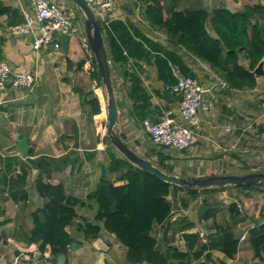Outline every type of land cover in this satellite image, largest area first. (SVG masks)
Wrapping results in <instances>:
<instances>
[{"label":"crops","instance_id":"crops-1","mask_svg":"<svg viewBox=\"0 0 264 264\" xmlns=\"http://www.w3.org/2000/svg\"><path fill=\"white\" fill-rule=\"evenodd\" d=\"M53 1L61 2L76 15L77 10L64 0ZM1 2L21 13L32 10L27 0ZM156 3L162 6V18L166 19L173 8L202 7L210 11L229 4L237 11L246 5H264V0H116L107 16L108 24L102 25V38L117 100L115 129L136 152L135 148L146 137L143 120L156 121L168 110L173 111V117L180 118V96L170 91L178 75L193 76L206 87L211 76L217 74L174 42L166 29L159 25V14L153 15L155 17H151L152 20L149 18L150 10ZM257 20L261 21L260 17ZM7 26V16L2 15L0 60L6 61L12 70L35 71L37 82L32 90H0V223L8 220L6 224L0 225L2 235L7 239L4 244L2 240L0 245V264H52V256L47 251L41 253L37 244H28L26 241V235L33 226L32 212L43 207L46 202L34 186L38 169L31 164L32 160L44 156L63 166L62 169H54L46 180L51 184L62 183L67 193L78 197H84L102 177L114 180L116 185L123 184V181L117 180L115 174H109L96 154L87 155L95 150L106 151L107 148L104 133L100 137L96 132L97 124L100 126L101 120H104L102 116L106 114L103 112V90L94 91L97 98L101 97V112L93 116L86 105H81L83 93L72 90L73 86H79L83 91H93V81L89 80L87 73L90 62L86 61L79 71L76 65L69 68L67 49L60 39L58 49L49 45L35 51L29 36L8 35ZM207 30L214 36L210 25H207ZM75 35L81 42L85 37L79 26ZM240 61L244 65L248 63L243 52L240 53ZM256 80L257 86L253 89L228 88L214 92V106L209 112H200L201 121L196 129L195 144L187 150L186 163L189 166L196 161L201 165L214 153L220 161H235L237 155L244 153V145L249 143L252 125L259 126L261 130L264 128V122L256 124L260 116L259 99L264 95V74L256 76ZM206 97L207 94H204L203 98ZM226 125H231L232 130L226 132ZM101 130L104 131L103 128ZM20 135L25 136L27 141L26 156H22L16 147ZM247 199L243 202L246 207ZM256 207L254 216L257 220L247 226L246 222L250 218L245 217L233 225L245 228L243 232L235 227L230 228L240 238L239 251L234 258L212 249L210 253L213 261L209 264H218V261L226 264H264V259L254 257L245 238L248 228L256 222H264V216H260L263 206L258 204ZM181 211L182 215L190 216L188 212L185 213L186 209L181 208ZM77 212L86 218H92L94 214L90 208L79 210L78 207ZM180 214H173L171 220ZM202 223H194V227L186 232L205 231V236L215 235L214 228L207 231ZM154 228L164 229L160 224H154ZM66 230L73 231L76 239L81 241L80 247L70 248L66 264H131L127 260L126 247L106 230L102 229L97 237L101 238L99 245L104 249L94 246L97 238L87 241L72 227H66ZM174 235L175 238L170 231L162 233V240H165L162 246L153 235L160 252H165L167 246L171 245L185 251L181 232ZM178 241L184 245L178 246ZM191 264H196V261Z\"/></svg>","mask_w":264,"mask_h":264},{"label":"trees","instance_id":"trees-1","mask_svg":"<svg viewBox=\"0 0 264 264\" xmlns=\"http://www.w3.org/2000/svg\"><path fill=\"white\" fill-rule=\"evenodd\" d=\"M162 6L155 4L150 10L152 20L157 14L161 16L158 23L163 26L174 42L184 47L193 56L206 63L215 73L221 76L231 89L245 90L257 86L256 76L252 70L264 57V5H246L242 10L231 12L217 6L212 10L205 8L171 9L166 19L162 18ZM80 12V10H79ZM81 13V12H80ZM156 14V15H155ZM7 16V23L16 24L24 20L20 11L11 6L3 5L0 0V17ZM155 15L154 17H152ZM152 17V18H151ZM260 20H257V18ZM253 18H256L253 21ZM207 25L214 32L212 36ZM102 35V27L99 25ZM60 43L67 49L68 67L76 65L80 70L86 62L82 42L75 34L60 36ZM243 52L248 63L240 61ZM169 59L170 54L166 55ZM157 59V57H156ZM89 80L101 82L97 78L95 58L87 70ZM74 92L83 93L81 105H86L90 114L101 112V104L94 91H83L79 86H73ZM99 139V138H98ZM151 148L143 156L151 159L160 169L174 173V165L169 162L170 154L164 146ZM166 149V150H165ZM97 155L99 162L109 174H115L123 184L116 185L114 180L102 177L95 187L84 197L67 193L62 183L47 182L54 169H62L53 159L39 157L31 164L38 169L34 186L38 194L46 202L43 207L32 212L33 226L26 235L28 244H37L41 253L47 251L52 256V264L57 255H68L69 248H78L81 241L66 227H72L84 240L92 241L100 235L102 229L113 234L126 247L127 260L131 264H209L213 261L212 249L223 252L227 257L234 258L239 251L240 238L231 229L215 225L214 234L201 240L199 231L188 233L194 227V222L186 215H178L171 220L174 212L168 197L178 198L182 209H187L191 202L202 193H212L223 188L179 187L160 180L153 174L143 171L115 152L107 143L106 151L95 150L87 155ZM244 191L243 196L250 195L253 190L264 193V182L253 185L229 186ZM185 195V196H183ZM199 214L200 219L216 218V210L207 207ZM94 210L92 218H86L77 212V208ZM231 220L237 221L238 211L232 203ZM79 217V219H78ZM8 220L0 223L6 224ZM164 227L163 233L171 229L173 234L181 232L185 240V251L175 246H167L165 252L157 248V241L152 234L153 225ZM246 240L251 246L254 257L264 259V222H256L248 228ZM7 239L3 236V244ZM218 264H226L218 261Z\"/></svg>","mask_w":264,"mask_h":264},{"label":"built area","instance_id":"built-area-1","mask_svg":"<svg viewBox=\"0 0 264 264\" xmlns=\"http://www.w3.org/2000/svg\"><path fill=\"white\" fill-rule=\"evenodd\" d=\"M32 8L24 10V20L6 27L8 35H27L31 39L33 50L52 45L60 47V36H70L77 31L75 15L66 10L61 3L53 0H27ZM101 25L108 24V14L113 10L116 0H85ZM97 21V22H98ZM85 51L84 57L90 62L94 57L86 37L82 39ZM37 82L35 71L12 70L9 64L0 60V90L23 89L32 90ZM230 88L228 83L218 74H213L208 86H203L196 78L190 75H178L176 82L170 86V91L178 94L179 116L173 117V111L168 110L156 121L145 119L142 121L149 140L155 146H164L166 149L183 152L190 149L196 141V129L200 125V112H209L215 103L214 92ZM93 91H102V87L93 81ZM207 94L204 99L203 95ZM225 131L232 130L226 125ZM70 250V247H68Z\"/></svg>","mask_w":264,"mask_h":264},{"label":"rangeland","instance_id":"rangeland-1","mask_svg":"<svg viewBox=\"0 0 264 264\" xmlns=\"http://www.w3.org/2000/svg\"><path fill=\"white\" fill-rule=\"evenodd\" d=\"M63 1V0H60ZM71 8L77 10V13L75 15V20L77 22V26H79V29L81 31H84L83 29V17L82 13L79 12V10L70 2V0H64ZM61 3V2H60ZM66 10H69L67 7ZM98 21V20H97ZM99 25L102 27L101 22L98 21ZM259 112L260 116L258 118V123L256 124H263L264 122V95L259 99ZM104 102V100H103ZM105 103V102H104ZM103 109L105 112V106L103 104ZM100 123V126L97 124L96 132L101 137L105 131L106 126V117L102 116ZM104 129L102 131L101 129ZM95 130V129H94ZM252 133L249 135V143L244 145V153L237 155V158H235V161L226 162V161H220L217 159V156H214L216 153L211 154L210 158H207V160H204L201 165H199V161L193 162L192 165H188L186 156L189 154V152L183 151V152H176L175 150L168 149L166 150L170 154V160L169 162L174 165V173L178 175H213V174H245L249 172H259L264 171V128L261 130L259 129V126L254 127L252 125L251 127ZM146 137L143 142H141V145L138 146L137 151L139 154L144 155L148 152V150H151V148L157 146L153 145L151 141L148 138V135L145 134ZM151 159L155 160V156H152ZM203 173V174H193V173ZM264 189V187H263ZM244 191L238 190L234 187H228L225 190H218L212 193H202L198 198L195 199V201L191 202V205L189 208L186 209L185 213L188 212L190 216L188 218H192L194 223H202L204 224L206 230L209 229H215V225H220L222 227H226L228 229L235 227L237 221L234 223L231 220V214L234 213L230 209V205L232 203L236 204V208L238 211L237 220H241L242 218L245 219V217L250 218L246 222L248 224L247 226L252 223L253 220H257L254 216V212L257 210V205L261 204V206L264 207V193H262L261 190H253L250 195L243 196ZM185 196V195H183ZM171 200L172 206H173V212L174 214L181 213V206L180 201L178 198H172L168 197ZM247 199L248 206L244 205V200ZM204 199L207 201L208 206L207 207H213L216 210V218L207 220H202L199 217V214L203 212L206 208V206H203ZM261 208V214L260 216H264V208ZM259 216V219H260ZM191 221V219H190ZM243 226V225H242ZM243 229L245 228H238L236 230H239L240 232H243ZM153 235L157 237V240L159 241V244L162 246L164 244L162 240V233L163 230H159L157 228L153 229ZM171 236L175 238V233L173 234V230H170ZM201 240H205V231L199 232ZM167 239V238H166ZM168 240V239H167ZM166 240V241H167ZM177 245H184L183 242H177ZM172 246V245H171Z\"/></svg>","mask_w":264,"mask_h":264},{"label":"water","instance_id":"water-1","mask_svg":"<svg viewBox=\"0 0 264 264\" xmlns=\"http://www.w3.org/2000/svg\"><path fill=\"white\" fill-rule=\"evenodd\" d=\"M70 2L82 13L85 37L95 58L97 78L101 82L104 94L106 110L104 141L108 143L115 152L143 171L149 172L160 180L175 184L179 187L223 188L229 186L253 185L264 182V171L249 172L240 175H178L175 173H167L160 169L151 159L144 157L129 147V145L120 137L115 129L118 116L117 100L111 79L108 57L98 22L93 11L85 0H70ZM221 7L226 8L231 12L235 11L229 4ZM252 72L255 76H261L264 74V57L258 62ZM98 99L100 100L101 97L98 96ZM16 147L22 156L27 155L28 145L25 136H19ZM2 240L3 235L0 229V245ZM99 242H101V238H97L96 241H94V246L99 249H104L99 245ZM66 261L67 255L65 253H61L56 256L54 264H66Z\"/></svg>","mask_w":264,"mask_h":264},{"label":"bare ground","instance_id":"bare-ground-1","mask_svg":"<svg viewBox=\"0 0 264 264\" xmlns=\"http://www.w3.org/2000/svg\"><path fill=\"white\" fill-rule=\"evenodd\" d=\"M103 99H104V98H102V102H103ZM103 103H104V102H103ZM105 113H106V110H105ZM105 117H106V114H105Z\"/></svg>","mask_w":264,"mask_h":264}]
</instances>
